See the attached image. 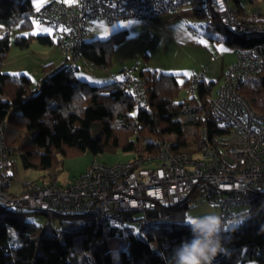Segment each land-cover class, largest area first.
I'll return each instance as SVG.
<instances>
[{"label": "trees", "instance_id": "trees-1", "mask_svg": "<svg viewBox=\"0 0 264 264\" xmlns=\"http://www.w3.org/2000/svg\"><path fill=\"white\" fill-rule=\"evenodd\" d=\"M185 4L189 5L188 15L205 17L202 0H180L179 7ZM230 5L238 18L245 14L242 0H230ZM31 9V0H0V23L6 27L18 23L20 29H29ZM206 23L224 30L228 47L250 50L261 59L260 71L246 77L238 90L257 114L262 113L264 31L238 34L216 17ZM126 34L122 30L103 40L85 41L82 59L96 67H107L115 44ZM33 39L41 45L53 44L48 35L31 34L17 37L15 43L26 47ZM8 49L7 36L0 37V126L23 131L22 137L12 141L15 148L8 144L13 149L11 154L19 152L26 169L53 170L66 158L84 152L93 157L118 151L142 156L157 151V143L168 135L175 136L176 151L192 154L203 144L219 146L227 133L209 110L213 82L201 80L194 96L178 101V76L142 71L148 106L139 108L116 82L89 85L74 77L75 71L67 63L60 67L44 65L40 86L32 88L27 76L1 72ZM188 82L182 85L188 87ZM195 199L196 193L178 205L144 211L152 225L142 237L117 233L116 226L98 212L74 216L0 207V264H173L174 250L191 239L184 219ZM248 212L243 223L220 233L222 251L213 264H264V197L255 198ZM25 213L41 216L46 222H28L23 218ZM133 214L124 213V219H131ZM53 218L60 219V229L49 224Z\"/></svg>", "mask_w": 264, "mask_h": 264}, {"label": "built area", "instance_id": "built-area-1", "mask_svg": "<svg viewBox=\"0 0 264 264\" xmlns=\"http://www.w3.org/2000/svg\"><path fill=\"white\" fill-rule=\"evenodd\" d=\"M180 0H78L75 4L55 3L31 10V22L51 28L60 41V53L71 71L82 59L85 35L91 21L139 20L147 24L165 13L175 14ZM205 21L212 17L231 31H264V15L246 12L238 18L230 0H202ZM235 59L209 97V110L216 124L227 130L217 147L203 144L188 154L174 149L175 140L165 138L157 151L105 164L96 158L84 172L66 184L56 180L22 185L17 194L9 192L13 166L12 147L0 126V207L42 210L59 215L98 212L110 225L124 222V213L144 212L159 206H175L196 193V199L218 207L223 221L231 209L264 197V111L257 114L239 92L240 84L261 69L262 61L250 50H235ZM202 75L188 82L194 96ZM117 84L132 97L135 107L147 108V88L132 69H123ZM204 129L201 135H205ZM174 136V135H171ZM195 199V200H196Z\"/></svg>", "mask_w": 264, "mask_h": 264}, {"label": "rangeland", "instance_id": "rangeland-1", "mask_svg": "<svg viewBox=\"0 0 264 264\" xmlns=\"http://www.w3.org/2000/svg\"><path fill=\"white\" fill-rule=\"evenodd\" d=\"M250 1L260 10L247 8V10L244 9V13L248 11L264 14V0ZM77 2L78 0H31V10L55 3L75 4ZM188 9V4L182 5L175 14H161L155 17L150 24L139 20L113 23L102 20L91 21L85 35L86 42L103 40L122 30H126L127 34L115 44L107 67H96L83 58L78 63V70L73 73V76L89 85L98 86L111 82L117 83L118 75L123 69H132V76L136 79L140 77L142 71L147 70L156 71L158 74L176 75L181 86L177 100L183 101L190 97L188 87L187 85L184 87L183 82L201 74L206 83H214L211 91L213 93L217 84L221 82L225 65L230 61V54L235 49L228 47L224 42L213 40L211 37L217 36V30L209 27L204 18L188 15L186 12ZM220 33L223 35L224 30ZM29 34L48 35L53 40V44L41 45L34 39L26 47L15 43L17 37H27ZM54 34L53 29L33 22H30L29 29H20L18 23L11 24L9 27L0 23V37L7 36L9 41V49L1 66V72L13 76H27L32 82V88L40 86L41 68L51 64L46 63V59L59 63L61 56L65 58L60 53L58 39ZM64 63L66 64L67 61L65 60ZM59 64L52 65L60 67ZM5 135L8 143L15 148L16 145L12 144V141L16 137H22L23 131L6 125ZM165 138L173 141L176 139L171 135ZM132 156L130 153L118 151L115 154L105 153L93 157L90 153L84 152L70 156L63 160V163L56 169L46 171L38 168H24L19 152L15 151L9 156L14 173L9 192L17 194L21 191L22 185L32 182L56 180L60 184H66L80 176L95 158L101 163L115 164L126 161ZM210 205L213 204L197 199L191 202L186 210L184 223L187 224V219L194 215L216 212L221 216L219 208L210 207ZM249 208V202L233 207L230 218L227 221L222 220L221 232H228L238 226L231 222L233 213H246L244 218L246 220ZM23 218L37 225H43L46 222L45 218L33 213H25ZM63 219L64 221L73 220L72 218ZM49 224L57 229L61 227L59 218L51 219ZM150 225H152V220L147 218L145 213L137 212L132 215L131 219L113 226H116L117 233L122 232L124 236L132 234L142 237L144 230Z\"/></svg>", "mask_w": 264, "mask_h": 264}, {"label": "clouds", "instance_id": "clouds-1", "mask_svg": "<svg viewBox=\"0 0 264 264\" xmlns=\"http://www.w3.org/2000/svg\"><path fill=\"white\" fill-rule=\"evenodd\" d=\"M210 207H215L210 205ZM246 213H233L235 225L243 223ZM187 226L191 232V239L184 240L174 250L173 264H213L214 258L222 251L220 233L222 231V217L216 212L190 216Z\"/></svg>", "mask_w": 264, "mask_h": 264}, {"label": "crops", "instance_id": "crops-1", "mask_svg": "<svg viewBox=\"0 0 264 264\" xmlns=\"http://www.w3.org/2000/svg\"><path fill=\"white\" fill-rule=\"evenodd\" d=\"M251 1L250 0H242V6H243V8L245 9V10H247V8H253V9H259V8H256V6L254 5V4H252V3H250ZM260 10V9H259ZM246 12H248V11H246ZM264 15V14H263ZM217 36H212L211 38L213 39V40H218V41H221V42H224L225 41V38H226V36H225V34H223L222 35V33H220V31L219 30H217ZM236 50V49H235ZM235 50L234 51H232L231 52V54H230V61L228 62V64L229 63H232L233 61H234V59H235V56H234V53H235ZM234 52V53H233ZM61 56V55H60ZM65 59V58H64ZM64 59H63V57L61 56V60L59 61V63L57 62V61H54V60H50V59H46V63L48 62V63H51V64H54V65H62L63 63H64ZM55 62V63H54ZM228 64H226L225 65V67L228 65ZM225 70V69H224ZM223 74H224V72H223ZM222 77H223V75H222ZM222 80V79H221ZM220 83V82H219Z\"/></svg>", "mask_w": 264, "mask_h": 264}, {"label": "snow or ice", "instance_id": "snow-or-ice-1", "mask_svg": "<svg viewBox=\"0 0 264 264\" xmlns=\"http://www.w3.org/2000/svg\"><path fill=\"white\" fill-rule=\"evenodd\" d=\"M186 222H189V223H190V222H191V220H190V219H187V221H186Z\"/></svg>", "mask_w": 264, "mask_h": 264}]
</instances>
